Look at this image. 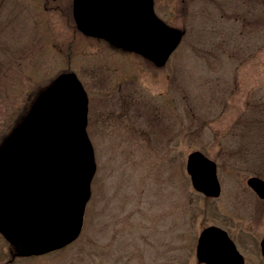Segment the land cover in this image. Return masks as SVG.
I'll return each mask as SVG.
<instances>
[{"label":"rangeland","instance_id":"374dc122","mask_svg":"<svg viewBox=\"0 0 264 264\" xmlns=\"http://www.w3.org/2000/svg\"><path fill=\"white\" fill-rule=\"evenodd\" d=\"M72 0H0V144L66 71L88 98L95 172L78 236L23 256L0 233V264H204L201 229L225 228L245 264H264V0H153L183 31L167 60L82 34ZM216 162L220 193L195 190L186 157Z\"/></svg>","mask_w":264,"mask_h":264},{"label":"water","instance_id":"95a60500","mask_svg":"<svg viewBox=\"0 0 264 264\" xmlns=\"http://www.w3.org/2000/svg\"><path fill=\"white\" fill-rule=\"evenodd\" d=\"M72 16L82 33L157 65L183 34L154 13L153 0H72ZM87 102L77 76L63 72L0 144V233L23 256L62 248L80 232L96 168L86 132ZM185 168L195 190L219 195L214 160L195 149ZM246 183L264 198L263 178L250 175ZM260 246L264 257V237ZM195 255L207 264H243L226 231L213 224L201 229Z\"/></svg>","mask_w":264,"mask_h":264},{"label":"flooded vegetation","instance_id":"af4514ba","mask_svg":"<svg viewBox=\"0 0 264 264\" xmlns=\"http://www.w3.org/2000/svg\"><path fill=\"white\" fill-rule=\"evenodd\" d=\"M221 228H222V227H221ZM222 229H224V230L226 231V233H227V235L229 236V238L233 241L236 250L238 251V253L241 255V257H242V259H243V264H245L244 256H243V254L241 253V251L239 250V248L237 247L236 243L234 242V240L232 239V237L229 235L228 231H227L225 228H222ZM263 237H264V235L261 236V238L259 239V242H258V249H259V253H260V255H261V258H262L263 261H264V257H263V255H262V252H261V246H260V243H261V240H262ZM197 261H198V260H197ZM198 262H201V261H198ZM201 263L207 264V263H205V262H201Z\"/></svg>","mask_w":264,"mask_h":264}]
</instances>
